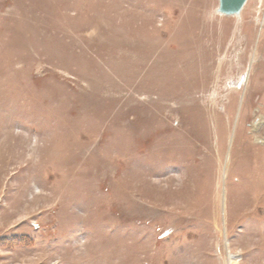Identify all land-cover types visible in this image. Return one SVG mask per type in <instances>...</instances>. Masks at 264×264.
Listing matches in <instances>:
<instances>
[{"label":"rangeland","instance_id":"1","mask_svg":"<svg viewBox=\"0 0 264 264\" xmlns=\"http://www.w3.org/2000/svg\"><path fill=\"white\" fill-rule=\"evenodd\" d=\"M217 6L0 0V264H264V0Z\"/></svg>","mask_w":264,"mask_h":264},{"label":"water","instance_id":"2","mask_svg":"<svg viewBox=\"0 0 264 264\" xmlns=\"http://www.w3.org/2000/svg\"><path fill=\"white\" fill-rule=\"evenodd\" d=\"M247 0H218L216 11L226 16L239 15Z\"/></svg>","mask_w":264,"mask_h":264},{"label":"bare ground","instance_id":"3","mask_svg":"<svg viewBox=\"0 0 264 264\" xmlns=\"http://www.w3.org/2000/svg\"><path fill=\"white\" fill-rule=\"evenodd\" d=\"M233 261H235V260H233ZM233 264H236V262H233Z\"/></svg>","mask_w":264,"mask_h":264}]
</instances>
